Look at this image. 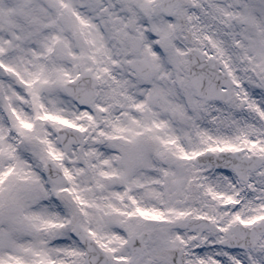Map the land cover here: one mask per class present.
Listing matches in <instances>:
<instances>
[{
    "label": "snow or ice",
    "instance_id": "obj_1",
    "mask_svg": "<svg viewBox=\"0 0 264 264\" xmlns=\"http://www.w3.org/2000/svg\"><path fill=\"white\" fill-rule=\"evenodd\" d=\"M0 264H264V0H0Z\"/></svg>",
    "mask_w": 264,
    "mask_h": 264
}]
</instances>
